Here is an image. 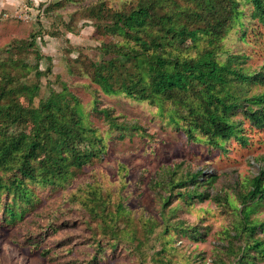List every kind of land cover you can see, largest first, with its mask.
<instances>
[{"label":"rangeland","instance_id":"obj_1","mask_svg":"<svg viewBox=\"0 0 264 264\" xmlns=\"http://www.w3.org/2000/svg\"><path fill=\"white\" fill-rule=\"evenodd\" d=\"M137 1L0 0V78L10 74L6 85L21 118L8 124L0 116V128L30 139L38 127L33 111L59 94L64 110L77 108L99 140L81 167L67 165L54 177L43 152L28 164L16 153L0 157V264H234L228 242L234 251L253 238L264 242L260 227L236 236L249 221H264V197L247 201L248 217L240 215L254 178L264 184V125L235 110L231 118L245 142L232 136L221 148L193 128L183 103L105 92L95 81L98 70L120 88L103 47L122 36L89 9L128 10ZM178 1L199 10L198 0ZM239 2L242 24L223 37L219 58L238 54L246 71L264 72V24L251 17V3ZM202 46L187 40L179 49L195 55ZM127 60L121 71L147 79L146 63ZM248 87L247 94L264 92V84ZM250 254L251 264H264L262 255Z\"/></svg>","mask_w":264,"mask_h":264},{"label":"trees","instance_id":"obj_2","mask_svg":"<svg viewBox=\"0 0 264 264\" xmlns=\"http://www.w3.org/2000/svg\"><path fill=\"white\" fill-rule=\"evenodd\" d=\"M198 1L199 10L178 0H138L128 10L111 12L102 4L91 7L92 17L105 16L116 33L122 36L121 42H111L103 47L110 56L105 61L108 69L122 79L120 88H114L109 78L98 70L95 81L102 84L105 92L121 90L134 97L140 95V98L164 96L175 104L183 103L187 114L192 117L193 128L199 127L218 147L222 148V142L232 136L244 143L238 122L231 115L240 109L255 127L264 125V92L247 94L249 84H264V72L246 71L240 66L238 54H228L224 60L219 58L224 51L221 45L223 37L235 24H242L240 17L243 11L239 8V0ZM244 1L252 4L251 17L264 24V0ZM187 40L193 44L202 41L203 46L195 55L183 54L179 48ZM122 54L126 58H122ZM127 57L147 64V79L144 76L136 79L131 70L121 71ZM3 65H0L2 70ZM39 74L36 71V75ZM10 80V74L4 70L0 78L3 81L0 86V116L8 124H15L21 118L14 112L18 105L14 91L6 85ZM27 88L31 95L37 90L36 85ZM59 97V94H54L33 111L38 127L30 139L10 134L3 126L0 128V157L4 153L9 156L16 153L28 164L32 156L43 152L47 169L54 177L60 175L67 165L81 167L99 151V140L94 141L96 136L82 124L81 112L75 107L64 110ZM103 112L109 117L106 110ZM170 117L175 122L174 115ZM110 123L118 125L113 121ZM192 124L187 128L189 136H193ZM56 140L60 142L58 146ZM81 144L84 145L82 149L78 146ZM63 149L69 150V154L63 153ZM195 178L193 174L189 180ZM15 183L20 186V180ZM21 195L25 196L24 192ZM263 197L264 184L256 176L252 190L243 197L244 207L240 215L246 219L251 208L247 201L254 204ZM10 214L15 216L12 211ZM257 227L264 231V221H249L248 226H243L236 236L240 237L243 231L254 233ZM227 248L235 255L234 264H251V250L264 257V242L259 238L244 242L235 251L228 242Z\"/></svg>","mask_w":264,"mask_h":264}]
</instances>
